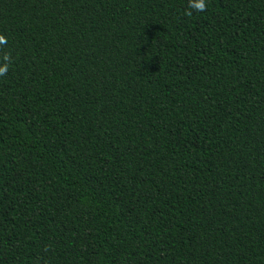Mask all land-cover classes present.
<instances>
[{
	"label": "trees",
	"instance_id": "trees-1",
	"mask_svg": "<svg viewBox=\"0 0 264 264\" xmlns=\"http://www.w3.org/2000/svg\"><path fill=\"white\" fill-rule=\"evenodd\" d=\"M0 0V264H264V0Z\"/></svg>",
	"mask_w": 264,
	"mask_h": 264
},
{
	"label": "clouds",
	"instance_id": "clouds-1",
	"mask_svg": "<svg viewBox=\"0 0 264 264\" xmlns=\"http://www.w3.org/2000/svg\"><path fill=\"white\" fill-rule=\"evenodd\" d=\"M198 8L203 10L205 8L204 0H200V3L198 5ZM6 40L3 36H0V44H5ZM3 66H0V76L5 75L8 70V62L10 61V56L8 54L3 55Z\"/></svg>",
	"mask_w": 264,
	"mask_h": 264
}]
</instances>
